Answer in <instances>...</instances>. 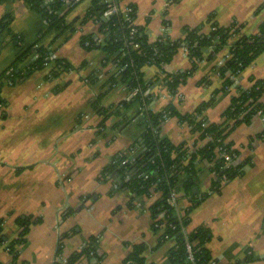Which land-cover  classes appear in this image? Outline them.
<instances>
[{"label":"crops","instance_id":"crops-1","mask_svg":"<svg viewBox=\"0 0 264 264\" xmlns=\"http://www.w3.org/2000/svg\"><path fill=\"white\" fill-rule=\"evenodd\" d=\"M92 1L82 0L69 11L66 22L71 27L65 34L56 39L59 32L50 31L41 40L44 45L55 42V56L67 60L71 69L51 77L49 66L2 90L6 104L0 113V223L13 241L21 231L20 217L41 220L30 226L17 254L0 247V264H67L66 259L92 237L98 239V256H83L76 264H122L140 244L148 263L169 264L172 241L160 244V232L153 228L151 206L160 194L138 196L125 188L120 165L104 173L117 156L128 153L131 160L141 152L134 145L143 130L133 121L140 102L130 98L125 84L109 83L116 73L114 63L104 66L106 52L82 42L85 36L99 44L103 38L97 19L85 17ZM122 5L137 8L136 23L145 27L151 42L161 36L179 40L188 28H207L212 15L222 26L243 25L244 34L257 33L264 22V0H124ZM5 18L11 19V31L22 35L26 45L37 42L48 27L38 11L20 0L0 4V21ZM17 52L11 35L0 32V73ZM228 52L225 47L213 59L199 62L176 94L169 91L165 78L192 68L184 49L162 67L145 66L144 80L152 82L151 110L158 113L173 105L182 114L194 112L222 87L224 79L216 69ZM253 79L264 80V52L231 87L217 94L204 112L208 121L221 122L232 99L250 88ZM263 131L264 117L258 115L231 133L229 141L239 151L236 163H243L244 171L227 183L221 182L212 163L195 161L199 179L180 204L202 200L191 213L189 230L210 229L211 264H238L248 257V264H264ZM160 133L192 153L204 144L176 116L162 124ZM68 210L74 211L64 218ZM60 243L63 250L57 256Z\"/></svg>","mask_w":264,"mask_h":264},{"label":"trees","instance_id":"trees-1","mask_svg":"<svg viewBox=\"0 0 264 264\" xmlns=\"http://www.w3.org/2000/svg\"><path fill=\"white\" fill-rule=\"evenodd\" d=\"M3 1L5 0H0V4ZM20 1L38 11L47 21L48 27L46 31L40 33L37 42L26 45L22 35L11 31V19L6 22L7 18L0 21V32L7 31L18 48L15 60L0 73V113L2 114L4 112L1 111V106L6 104L2 90L9 85V82L12 85L16 84L36 71L47 68L49 64L52 66L51 77L58 76L61 71L72 68L65 59L51 60V56L55 53V48H53L55 42L44 45L41 40L50 31L59 32L56 39L65 34L71 27L66 22V16L79 3L66 8L64 0ZM110 5L104 0L92 1L85 17L97 19L103 38L100 44L92 36L83 37L82 42L87 48L100 47L106 52L104 66L109 63H114L116 66V73L109 80L111 86L121 82L128 87L130 94L135 89H140L139 94L132 98L140 102V109L133 121L138 122L143 133L141 141L134 145L135 148L141 147V152L131 160L128 158V153L117 156L113 164L104 170V173L114 172L117 165H120L118 172L125 188L138 196H151L154 192L160 194L151 206L153 228L160 232V244L168 240L172 241L169 264H211L212 256L207 247L212 237L210 229L200 226L189 230L191 213L202 200L196 198L186 206H181L180 203L181 199L189 194V188L199 179L200 170L195 164L198 159H206L212 163L217 176L220 179L226 177L228 182L243 174L244 164L235 162L239 151L234 147L233 142L229 141V136L239 125L250 124L260 111L264 117V80L253 79L250 88L240 90L239 95L232 99L231 104L224 111L221 122H209L204 112L213 104L217 94L231 87L237 75L264 52V22L257 33L244 34L243 25L234 22L228 26H222L212 15L207 28L205 25L188 28L185 37L179 40L161 36L155 42H151L145 32V27L136 23L137 8L134 5H131V11L128 12L127 17L121 11L119 14L105 17ZM135 45L139 47L136 48ZM225 47L229 48L230 56L225 58L224 63L216 69L224 81L220 90L215 91L208 101L200 104L194 112L189 114L180 113L173 105L167 106L158 113L149 108L152 97L145 93L152 82L144 80L143 68L145 66L162 67L163 64L171 62L180 49L186 48L193 61L192 68L165 78L169 91L176 94L179 86L187 81L199 62L204 59H213ZM27 60H29L28 64ZM202 81L206 83L208 78ZM100 113L106 112L100 109ZM173 116L181 122L188 123L191 130L198 133L200 139L204 141L203 146L196 152L192 153L184 149L183 145L175 146L169 139L161 136L162 124ZM224 153L235 158L228 168L225 167V158L222 157ZM173 195L176 200L175 204L170 203ZM178 204L180 210H177ZM73 211L68 210L64 218ZM40 220V218L31 216L20 217L18 224L21 231L18 238L13 241L6 238L2 223H0V247L7 245L10 251L17 254L18 245L25 242L30 226ZM97 240V237L90 238L85 246L69 256L67 263L76 264L83 256L97 257ZM188 244L191 246L193 260L190 259ZM62 250L63 245L60 243L57 256L62 253ZM144 251L143 244L133 246L122 264H155L147 262ZM251 260L252 258L248 257L247 260L238 264H248Z\"/></svg>","mask_w":264,"mask_h":264},{"label":"built area","instance_id":"built-area-1","mask_svg":"<svg viewBox=\"0 0 264 264\" xmlns=\"http://www.w3.org/2000/svg\"><path fill=\"white\" fill-rule=\"evenodd\" d=\"M49 1H52V0H47V2H49ZM82 0H64V3L67 5V7L66 8H69L70 6H72L73 4H75V3H79V2H81ZM105 2H109L111 5H110V8L107 10V12L105 13V17H109L110 15H112V14H119V12L121 11L122 12V14H124V16L125 17H127V14H128V12L129 11H131V6H123L122 5V3H123V1L124 0H104ZM135 47L136 48H138L139 47V45H135ZM182 49H184L185 50V52H187L188 53V50L186 49V48H182ZM210 50V49H209ZM208 50V51H209ZM230 56V54H228L227 55V57L226 58H228ZM57 57L55 56V53H53V55L51 56V60H54V59H56ZM220 63V65H222L223 63H224V60L223 61H220L219 62ZM48 66H50V64L48 65ZM47 66V67H48ZM9 85H11V82H9ZM149 91V90H148ZM148 91L145 93V95H148L149 93H148ZM139 92H140V89H135L131 94H130V98L132 99V98H135L138 94H139ZM3 108H4V105H2L1 106V111H3ZM149 108H150V105H149ZM151 109V108H150ZM258 115L259 116H262V112L260 111L259 113H258ZM168 120V119H167ZM166 120V121H167ZM222 157H224L225 159H224V161H225V167L226 168H228V167H230L231 165H232V163H233V160H235V158L233 157V156H231V155H228V154H226V153H224V154H222ZM236 160H237V157H236ZM126 161V160H125ZM125 161H123V163L125 162ZM236 162V161H235ZM221 182L222 183H227L228 181H227V179H226V177H223L222 179H221ZM170 203H172V204H175L176 203V200H175V196L173 195L172 196V198L170 199ZM177 210H179V208H178V205H177ZM7 245H4V247H6ZM7 248V250H9V248L8 247H6ZM188 252H189V254H190V259L191 260H193V256H192V251H191V246L188 244ZM93 254V253H92ZM91 254V255H92ZM68 261V259H66V262ZM68 264V263H67Z\"/></svg>","mask_w":264,"mask_h":264},{"label":"water","instance_id":"water-1","mask_svg":"<svg viewBox=\"0 0 264 264\" xmlns=\"http://www.w3.org/2000/svg\"><path fill=\"white\" fill-rule=\"evenodd\" d=\"M103 19L105 20V18L103 17ZM195 190V192L197 191L196 189H194Z\"/></svg>","mask_w":264,"mask_h":264}]
</instances>
